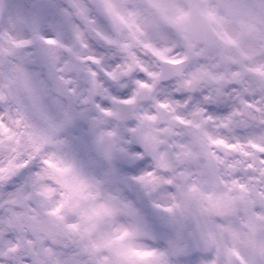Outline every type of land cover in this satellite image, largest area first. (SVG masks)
Here are the masks:
<instances>
[{
    "label": "clouds",
    "instance_id": "obj_1",
    "mask_svg": "<svg viewBox=\"0 0 264 264\" xmlns=\"http://www.w3.org/2000/svg\"><path fill=\"white\" fill-rule=\"evenodd\" d=\"M0 264H264V0H0Z\"/></svg>",
    "mask_w": 264,
    "mask_h": 264
}]
</instances>
